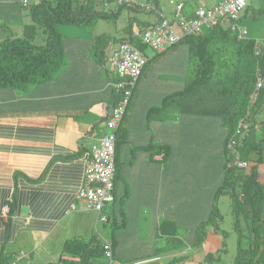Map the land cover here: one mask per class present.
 I'll return each mask as SVG.
<instances>
[{
	"label": "crops",
	"instance_id": "1",
	"mask_svg": "<svg viewBox=\"0 0 264 264\" xmlns=\"http://www.w3.org/2000/svg\"><path fill=\"white\" fill-rule=\"evenodd\" d=\"M220 1H178L169 19H174L177 5L191 18L196 9ZM20 2L0 0V29L6 30L0 41L21 37L24 25L31 23L30 3ZM249 3L236 29L246 30L264 50V0ZM116 8L108 7V12ZM152 8L147 20L133 29L168 19ZM222 24L228 27L229 21ZM76 33L66 38L65 60L51 80L23 91L0 92V264H77L65 252L66 244L102 234L98 214L84 208L79 191L90 147L108 131L105 115L116 99L112 87L116 79L107 67L108 51L99 58L91 37ZM144 55L151 61L121 121L122 141L114 153V201L110 212L104 209L107 218L115 217L111 226L116 232L110 230L108 241H114V259L120 264L159 260L162 247L157 245L163 238L158 236H174L178 225L195 220L196 212L203 211V218L210 216L220 180L213 189L211 181L221 176L225 135L216 121L146 117L164 96L183 87H178L175 77L189 74L195 66L189 45L181 41L160 55ZM206 122L214 129L211 133ZM159 145H165V151ZM259 171L264 183V165ZM146 250L151 253L134 257Z\"/></svg>",
	"mask_w": 264,
	"mask_h": 264
},
{
	"label": "trees",
	"instance_id": "2",
	"mask_svg": "<svg viewBox=\"0 0 264 264\" xmlns=\"http://www.w3.org/2000/svg\"><path fill=\"white\" fill-rule=\"evenodd\" d=\"M138 1L135 5L119 4L112 0L29 1L31 23L24 25L22 36L0 41V92L11 88H21L23 91L31 85L48 82L59 72L65 60L67 42L66 37L60 34L58 25L81 27L95 19L117 18L124 8L138 10ZM95 3L103 9L114 3L117 8L107 13L98 12L93 8ZM154 8L158 9L156 6ZM223 21L200 32L198 36H186L176 43L182 41L189 45L195 61L189 74L193 73L181 89L170 92L161 99L160 104L148 109L146 117L164 121L177 118L180 122H185L186 118L210 119L224 130L221 181L215 188L214 200L217 202L220 194H227L233 212L238 216L243 213L249 219L248 235L245 237L238 225L240 220H235L239 232L235 263L264 264V183L260 180L259 171V166L264 165V86L255 100L251 98L258 73L264 74V50L248 36L239 38L235 22L228 20L229 25L225 27ZM148 26L133 29L129 25L127 35L114 41L127 42L144 54L149 47L134 37V31ZM39 35L42 37L37 43ZM100 36L92 39V46L102 58L110 39L105 35ZM149 61L151 59H147L143 70ZM142 72L132 90L131 99ZM115 97L113 107L118 101L116 94ZM121 123L115 131V151L122 141ZM239 124H246L247 128L238 130ZM159 147L165 151V145ZM244 162L249 167L237 165ZM216 202L210 213L212 219H215L214 214L219 213ZM114 219L110 214L107 223L112 222L114 226ZM243 238L246 240L242 241ZM102 239L98 235L90 241L71 240L66 244L65 252L76 258L77 264H95L103 260ZM173 239L176 241L169 240L168 244L178 248L180 239ZM111 242L114 256V241Z\"/></svg>",
	"mask_w": 264,
	"mask_h": 264
},
{
	"label": "built area",
	"instance_id": "3",
	"mask_svg": "<svg viewBox=\"0 0 264 264\" xmlns=\"http://www.w3.org/2000/svg\"><path fill=\"white\" fill-rule=\"evenodd\" d=\"M29 1L23 0L22 2L26 5ZM112 1L119 4H136V0ZM247 4L248 0H222L211 7L196 9L191 18L182 14V6L177 5L174 11V19L162 17L151 26L134 31V37L156 53H160L171 48L182 37L198 36L200 32H203V29L212 28L219 21L230 20L237 23ZM143 7L148 10L153 9L151 5ZM238 31L239 38L247 36L246 30L239 29ZM107 53V67L116 76L112 87L118 96V101L116 106L112 107L105 115V125L108 131L97 144L90 147L85 166V180L79 191V198L82 200L84 208L95 211L101 224H106L108 220L104 213L105 207L114 201L115 131L125 115L136 81L147 63L146 56L127 42L112 44ZM263 86L264 74L258 73L254 93L251 96L253 100L256 99ZM246 128V124L238 125V130H245ZM237 165L242 168L249 167V164L245 162ZM101 248L103 260L95 264H120L114 259L111 242L102 239Z\"/></svg>",
	"mask_w": 264,
	"mask_h": 264
},
{
	"label": "rangeland",
	"instance_id": "4",
	"mask_svg": "<svg viewBox=\"0 0 264 264\" xmlns=\"http://www.w3.org/2000/svg\"><path fill=\"white\" fill-rule=\"evenodd\" d=\"M139 1L142 4H149L154 7L156 6L159 10H161L164 14H166L168 19L171 17L172 9L175 8V5L178 1H181L186 4L192 2V0H139ZM249 1H250L249 4L251 5L254 4L253 2H256L258 0H249ZM111 6L114 8L115 4L111 3L109 7ZM93 8L95 11L98 12L101 11L107 13L109 11L108 7H105L103 9V7L98 3H95ZM152 13L153 12L149 11L146 7H143L141 4H139L138 10L135 8H124L121 14L119 15V17L117 18L110 17L105 19H95L89 24L81 25V27H78L76 25L62 24V25H58L57 28L60 34L66 38H71L70 36H76L77 35L76 31L79 32L80 35L91 37V39H94V37L99 35L108 36L110 42L105 49V51L107 52L109 51V48L113 43L119 41L120 38L125 37L127 35L126 32H123V28L129 25H132V27L136 24L140 25L141 21H143L144 18H145L144 20H147L146 17H148ZM204 30L205 29H203V31ZM4 32H6V30L0 29V36H2ZM41 37H42L41 35L37 37L36 40L37 43H39ZM92 43L93 42L91 41V44ZM100 45L102 44L100 43ZM145 54L151 57L153 55H156L155 51H153L150 48L145 49ZM159 55L157 57H161ZM194 63L195 61L192 59V64ZM151 65L152 62H150L149 66ZM192 73L193 72H191V74ZM191 74L188 73L184 75L178 74L175 77L176 78L175 82L177 83L178 87L186 83L189 79V75ZM113 76L116 77L114 74ZM208 124L209 123L206 122L205 126L207 127V132L211 133L214 129L212 128L211 125ZM211 160H213V158ZM115 172H116V167H115ZM219 180L221 181V178L219 176L213 178V180L211 181L212 189L216 187ZM212 201L213 203L216 202L214 199H212ZM216 204L219 213L214 214L215 219H212L211 216H207L206 218H203L205 214L203 213V211L196 212L195 220L193 218H190L188 221V225H183L182 227L178 225L177 230L173 237H171L167 233H163L162 236H158L159 238L160 237L163 238L162 239L163 243L157 245L158 247L159 246L162 247V250L157 253L159 255L158 256L159 260L148 263L144 262L141 264H236L235 260L237 258L239 232L236 229L235 220L237 218L240 220V224L238 225L239 228L241 229V232L244 234L243 237H245L248 235L247 228L249 226L248 225L249 219L243 213H241L238 216L235 212H233L232 204L227 194L224 193L220 194ZM111 208L112 206L110 204H107L105 209L106 212L107 213L110 212ZM190 220L195 221L194 224L191 223ZM196 220H198V222H196ZM98 223H99L98 226L99 232L102 233L101 237L105 238L106 240H110L111 232H112L110 230L113 229L111 224L108 223L106 224V226H103L99 221ZM114 232H116V230H114L113 233ZM141 234L142 233H140L138 236L139 239H141ZM195 236H196V240H195ZM173 238L181 240L180 241L181 244L178 246V248H175V246L171 247V244L167 243L169 240H172L171 242H175L176 240ZM244 240L246 239L243 238L242 241ZM242 246H243V242H242ZM244 246L247 247L248 244L245 243ZM150 251L151 250H146L145 251L146 254H142V252H136V255L132 252L126 251V254L131 253L133 254L131 256L135 255L134 257L137 256V258H141L144 255H148L149 253H151Z\"/></svg>",
	"mask_w": 264,
	"mask_h": 264
},
{
	"label": "bare ground",
	"instance_id": "5",
	"mask_svg": "<svg viewBox=\"0 0 264 264\" xmlns=\"http://www.w3.org/2000/svg\"><path fill=\"white\" fill-rule=\"evenodd\" d=\"M144 47V46H143ZM144 49V48H143ZM109 71V70H108ZM261 92V91H260Z\"/></svg>",
	"mask_w": 264,
	"mask_h": 264
},
{
	"label": "clouds",
	"instance_id": "6",
	"mask_svg": "<svg viewBox=\"0 0 264 264\" xmlns=\"http://www.w3.org/2000/svg\"><path fill=\"white\" fill-rule=\"evenodd\" d=\"M246 9V8H245Z\"/></svg>",
	"mask_w": 264,
	"mask_h": 264
}]
</instances>
